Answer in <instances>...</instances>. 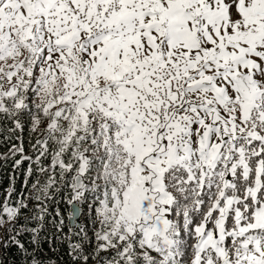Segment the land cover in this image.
Masks as SVG:
<instances>
[{"label": "snow or ice", "instance_id": "obj_1", "mask_svg": "<svg viewBox=\"0 0 264 264\" xmlns=\"http://www.w3.org/2000/svg\"><path fill=\"white\" fill-rule=\"evenodd\" d=\"M0 264H264V0H0Z\"/></svg>", "mask_w": 264, "mask_h": 264}]
</instances>
